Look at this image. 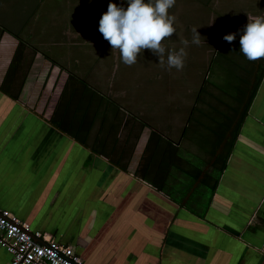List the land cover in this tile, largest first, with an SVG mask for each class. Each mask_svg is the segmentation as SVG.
<instances>
[{
    "label": "crops",
    "instance_id": "0c3cea01",
    "mask_svg": "<svg viewBox=\"0 0 264 264\" xmlns=\"http://www.w3.org/2000/svg\"><path fill=\"white\" fill-rule=\"evenodd\" d=\"M244 1L222 33L263 17ZM211 2L127 67L86 0H0V210L89 264H264V77L243 115L259 60L204 40Z\"/></svg>",
    "mask_w": 264,
    "mask_h": 264
},
{
    "label": "clouds",
    "instance_id": "9594fccd",
    "mask_svg": "<svg viewBox=\"0 0 264 264\" xmlns=\"http://www.w3.org/2000/svg\"><path fill=\"white\" fill-rule=\"evenodd\" d=\"M175 2L176 0H126L125 6L109 0L107 11L99 19L98 30L112 49L119 50L123 63L135 64L138 54L148 49L159 57L161 66H164L166 49L161 42L175 31V18L168 13ZM192 33L191 42L199 45L201 34L197 28H193ZM237 34L239 50L247 60L264 58V17L248 22L237 32L225 34L223 39L231 43ZM183 43L187 44L188 41ZM185 55L183 47L177 52H167V67L181 69Z\"/></svg>",
    "mask_w": 264,
    "mask_h": 264
},
{
    "label": "built area",
    "instance_id": "2783aa9c",
    "mask_svg": "<svg viewBox=\"0 0 264 264\" xmlns=\"http://www.w3.org/2000/svg\"><path fill=\"white\" fill-rule=\"evenodd\" d=\"M0 245L12 254L11 264H89L56 239L38 242L29 226L8 210H0Z\"/></svg>",
    "mask_w": 264,
    "mask_h": 264
},
{
    "label": "rangeland",
    "instance_id": "374dc122",
    "mask_svg": "<svg viewBox=\"0 0 264 264\" xmlns=\"http://www.w3.org/2000/svg\"><path fill=\"white\" fill-rule=\"evenodd\" d=\"M86 1H87V6L90 8V10L96 11L95 13L100 14L99 12H101L103 14L105 11H107L106 6L102 8V6L98 7V5L100 4V2L102 3L105 1H108V3H109V0H91V2H89V0H86ZM246 1H248V0H246ZM119 2H120V4L123 3L126 6V0H119ZM190 2H191V0H176L174 6L171 7V9L168 11L169 15L173 16L175 18L174 21L176 20V18L177 19L179 18L180 8H178V5L180 4L182 7H185V6L187 7L188 5L190 6V4H191ZM244 2H245L244 0H212V2L206 7L207 9L204 7L203 11H200V16L204 22V26L202 27L204 40L208 39L209 37H205V36H210L215 29L217 30L216 31V39H217V41H218V39L220 40L222 30H223L225 23H226V19H232L233 20L235 18V14H236L234 8L245 7ZM250 2H252V0H250ZM260 3H261V7L263 8L262 13H263V17H264V0H260ZM106 5H107V3H106ZM193 5H194V3H193ZM230 5H233L234 7H230L228 10L227 8ZM186 9L191 10L189 7H187ZM184 13L186 14V16L191 17V13L189 11L188 12L182 11V13H181L182 17H184ZM193 17H194V15H193ZM211 23H212V25L210 27L209 24H211ZM177 24H180V23H177ZM206 24L209 25V27H210L209 30H207L208 28H206V26H205ZM97 25H99V23ZM173 25H176L175 22H173ZM174 28H175V26H174ZM206 32L208 34H206ZM208 43H206V44H208ZM209 45H212V44H209ZM147 52H148V49H145L139 55L138 59H139V66L140 67H142L141 63L146 62ZM145 55H146V57H145ZM153 56L156 57L157 55L153 54ZM124 65H127V64L124 63ZM129 66L130 65H127V67H129Z\"/></svg>",
    "mask_w": 264,
    "mask_h": 264
},
{
    "label": "trees",
    "instance_id": "16d2710c",
    "mask_svg": "<svg viewBox=\"0 0 264 264\" xmlns=\"http://www.w3.org/2000/svg\"><path fill=\"white\" fill-rule=\"evenodd\" d=\"M209 1L210 0H203V3L206 4ZM231 23L232 22L229 21L227 23V27L231 26L232 25ZM227 27L225 28V31L222 33V38L220 40V47L225 45V43H226V41L223 39V36L228 33ZM238 29H240V28H238ZM254 70H255V68H254ZM252 76H251V78L249 76L247 79H245V80L243 79L244 85H242V87L239 88V90H240L239 95H241L240 96V102L242 103V101H244L243 99H247V101L245 100L246 106H245V110H244L243 115H245V113H247V111L251 105V102H252V100H253V98H254L257 90H258V87L261 84L262 79L264 77V58L259 59V68L257 69V73L255 74V80L254 81L252 80ZM248 94H249V96H248ZM241 123L242 122L240 121V124L236 130H239Z\"/></svg>",
    "mask_w": 264,
    "mask_h": 264
},
{
    "label": "water",
    "instance_id": "95a60500",
    "mask_svg": "<svg viewBox=\"0 0 264 264\" xmlns=\"http://www.w3.org/2000/svg\"><path fill=\"white\" fill-rule=\"evenodd\" d=\"M32 234V233H31ZM33 235V237L37 240L38 238H36V235L35 234H32ZM38 241V240H37ZM38 242H40V241H38ZM40 243H45V242H40Z\"/></svg>",
    "mask_w": 264,
    "mask_h": 264
}]
</instances>
